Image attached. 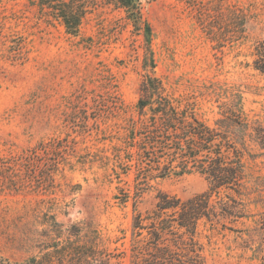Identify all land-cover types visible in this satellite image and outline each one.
I'll use <instances>...</instances> for the list:
<instances>
[{"label":"rangeland","instance_id":"374dc122","mask_svg":"<svg viewBox=\"0 0 264 264\" xmlns=\"http://www.w3.org/2000/svg\"><path fill=\"white\" fill-rule=\"evenodd\" d=\"M58 1L81 10L76 36L39 0H0V264L41 258L66 237L92 240L108 264H142L151 229L144 220L136 236V213L152 216L159 193L208 191L194 171L139 185L134 167H119L148 77L242 156L238 193H214L219 215L198 221L201 263L264 264V73L254 68L264 0ZM52 139L66 148L12 166Z\"/></svg>","mask_w":264,"mask_h":264},{"label":"trees","instance_id":"16d2710c","mask_svg":"<svg viewBox=\"0 0 264 264\" xmlns=\"http://www.w3.org/2000/svg\"><path fill=\"white\" fill-rule=\"evenodd\" d=\"M39 5L48 10L49 16L61 22L67 34L77 35L81 10L58 0H39ZM254 55V68L264 73V42L255 46ZM135 109L137 120H125L123 157L119 162L122 170L134 167L139 185L147 184L151 179L192 171L205 176L209 182L206 193L185 201L159 193L155 197L152 216L143 217L136 213L132 225L136 236L139 237L146 229L144 220L150 221L148 228L151 229V253L142 259V264H202L201 250L196 241L198 221L205 219L210 222L219 215L210 203L214 193L221 190L238 193L235 189L239 188L243 178L241 153L224 135L201 121L190 104H181L166 95L160 82L154 78L148 77L143 83L142 96ZM225 114L234 123L243 125L240 111ZM57 147L66 148L61 140L42 143L32 156L26 155L12 166L29 165L31 157L38 156V152L49 153ZM136 191V194L140 193L139 186ZM259 223L264 229V219ZM167 242L176 251L171 250ZM49 247L52 249L50 252L38 259L31 258L25 264H108L92 240L79 242L66 237L62 242L53 240Z\"/></svg>","mask_w":264,"mask_h":264}]
</instances>
